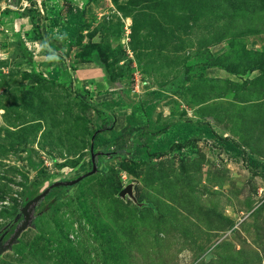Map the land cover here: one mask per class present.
Listing matches in <instances>:
<instances>
[{"label":"rangeland","instance_id":"1","mask_svg":"<svg viewBox=\"0 0 264 264\" xmlns=\"http://www.w3.org/2000/svg\"><path fill=\"white\" fill-rule=\"evenodd\" d=\"M129 116L244 154L197 131L98 160ZM46 189L0 264H264V0H0L1 238Z\"/></svg>","mask_w":264,"mask_h":264},{"label":"trees","instance_id":"2","mask_svg":"<svg viewBox=\"0 0 264 264\" xmlns=\"http://www.w3.org/2000/svg\"><path fill=\"white\" fill-rule=\"evenodd\" d=\"M52 26H57L58 33L56 38H60L64 43L72 44L78 31L83 24V12L81 8L71 9L67 20L64 23H59L57 18L52 21ZM60 69H55L54 75L56 77ZM142 121L127 117V125L129 128L124 130H116L113 127H109L110 134L108 136L101 132L95 133L92 139V154H98V160L102 155L113 156L115 154H121L126 150H132L136 148L140 158H144L147 154L162 152L167 145L171 142L182 143L186 141L193 133L201 131L207 137L213 138L219 144H223L228 150L232 149V152L244 154V151L235 142H227V137L219 136L209 124L197 125L193 121H179L172 125H150L154 127L153 130L145 129L142 127ZM142 138V139H140ZM130 141V142H129ZM143 142L141 146L134 145L133 142ZM114 147V148H112ZM150 147V150L147 149ZM102 148L100 151H98ZM234 150V151H233ZM70 186V185H69ZM56 187V186H54ZM64 187H67L64 185ZM69 188V187H68ZM37 193V191H36ZM33 193L32 195H34ZM61 193L56 194L54 197H61ZM50 195H47L49 199Z\"/></svg>","mask_w":264,"mask_h":264},{"label":"water","instance_id":"3","mask_svg":"<svg viewBox=\"0 0 264 264\" xmlns=\"http://www.w3.org/2000/svg\"><path fill=\"white\" fill-rule=\"evenodd\" d=\"M93 157V156H92ZM94 159V157H93ZM93 172L96 170V164L94 163L93 160ZM78 179L76 180H71L68 182H65V185H71L74 182H77ZM62 182H55L52 183L51 186H57L59 184H61ZM49 189V188H48ZM48 189H46L44 192H42L41 194H39L38 196H36L35 198L29 200L23 207H22V213L24 214V219L23 222L21 223V225L18 226V228L15 230V232L13 233V235L10 237V239L8 241H5L4 243H2L0 245V255H2L5 251L9 250L12 247V244L15 242V240L19 237V235L22 233V231L24 229H26L31 221V217H32V213H33V209L31 207V205L34 202H37L41 197H43L46 192L48 191Z\"/></svg>","mask_w":264,"mask_h":264},{"label":"flooded vegetation","instance_id":"4","mask_svg":"<svg viewBox=\"0 0 264 264\" xmlns=\"http://www.w3.org/2000/svg\"><path fill=\"white\" fill-rule=\"evenodd\" d=\"M42 192H40V193H35L34 195H32L27 201H26V203L29 201V200H31V199H33V198H35L36 196H38L39 194H41ZM46 199H47V195H44L43 197H41L37 202H34L32 205H31V207H32V209H33V213H32V215L34 214V213H38V212H43L44 211V209L48 206H50V199H48V201H46ZM55 201V200H54ZM53 201V202H54ZM46 202V203H45ZM52 203V202H51ZM49 204V205H48ZM22 210V209H21ZM20 216L21 217H23V219H24V214L22 213V211H21V214H20ZM20 216H19V219H20ZM18 219V220H19ZM23 219L22 220H20V221H18L17 223H16V225H15V227H14V229H12V231L9 233V235H11V233L13 234L14 232H15V230L17 229V227L19 226V225H21V223L23 222ZM20 222V223H19ZM13 230H14V232H13ZM2 234V233H1ZM7 238L9 239V236H7ZM3 239V238H1V235H0V245L2 244V243H4L5 241H7L8 239Z\"/></svg>","mask_w":264,"mask_h":264},{"label":"crops","instance_id":"5","mask_svg":"<svg viewBox=\"0 0 264 264\" xmlns=\"http://www.w3.org/2000/svg\"><path fill=\"white\" fill-rule=\"evenodd\" d=\"M54 68H55V67H54ZM95 98H96L97 100H104V99H103V98H104L103 95H101L100 97H95ZM105 98H106L107 100H109L107 97H105ZM106 99H105V100H106Z\"/></svg>","mask_w":264,"mask_h":264},{"label":"built area","instance_id":"6","mask_svg":"<svg viewBox=\"0 0 264 264\" xmlns=\"http://www.w3.org/2000/svg\"><path fill=\"white\" fill-rule=\"evenodd\" d=\"M242 159V158H241Z\"/></svg>","mask_w":264,"mask_h":264}]
</instances>
